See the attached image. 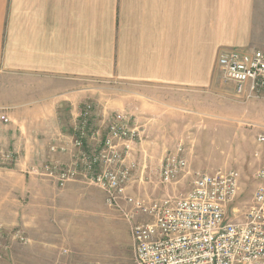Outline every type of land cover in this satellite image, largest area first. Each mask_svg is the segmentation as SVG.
I'll use <instances>...</instances> for the list:
<instances>
[{
    "label": "crops",
    "instance_id": "obj_1",
    "mask_svg": "<svg viewBox=\"0 0 264 264\" xmlns=\"http://www.w3.org/2000/svg\"><path fill=\"white\" fill-rule=\"evenodd\" d=\"M222 49H264V0H0V151L50 154L99 82L141 112L208 94Z\"/></svg>",
    "mask_w": 264,
    "mask_h": 264
},
{
    "label": "rangeland",
    "instance_id": "obj_2",
    "mask_svg": "<svg viewBox=\"0 0 264 264\" xmlns=\"http://www.w3.org/2000/svg\"><path fill=\"white\" fill-rule=\"evenodd\" d=\"M137 89L116 81L98 83L96 96L81 104H93L86 148L99 143L117 112L133 114L142 139L131 156L129 194L146 202L184 196L198 173L237 170L242 218L252 204L255 173L264 158V144L257 140L264 132V96H237L219 66L208 94L173 96L175 105L164 114L141 112V99L130 93ZM78 116L67 121L61 145L73 143ZM180 143L187 167L174 182L164 183L162 164ZM53 154L58 152L18 160L0 151V264H136L132 228L151 218L129 219L125 204L110 206L103 190L81 179L61 186L42 169L51 161L64 163Z\"/></svg>",
    "mask_w": 264,
    "mask_h": 264
},
{
    "label": "built area",
    "instance_id": "obj_3",
    "mask_svg": "<svg viewBox=\"0 0 264 264\" xmlns=\"http://www.w3.org/2000/svg\"><path fill=\"white\" fill-rule=\"evenodd\" d=\"M218 66L224 80L234 84L237 96H264V49H222ZM92 112L91 102L82 106L73 149L57 144L50 148L70 152L72 161H51L42 169L61 186L78 179L97 186L110 206H127L129 219L141 214L151 218L132 228L136 264H264V158L255 173L252 204L242 218L237 205L241 193L237 170L198 173L186 195L146 202L128 193L134 171L132 152L142 139L133 114L117 112L99 143L86 148L94 125ZM0 119L10 121L6 115ZM257 140L264 144V132L258 133ZM186 167L180 143L162 164V181L174 182Z\"/></svg>",
    "mask_w": 264,
    "mask_h": 264
}]
</instances>
